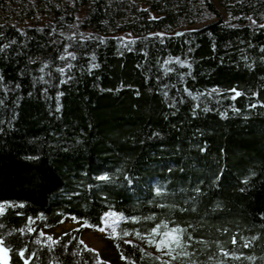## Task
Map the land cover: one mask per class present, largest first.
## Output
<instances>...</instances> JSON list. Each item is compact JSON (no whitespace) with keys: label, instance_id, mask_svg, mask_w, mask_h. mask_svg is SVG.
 Masks as SVG:
<instances>
[{"label":"trees","instance_id":"1","mask_svg":"<svg viewBox=\"0 0 264 264\" xmlns=\"http://www.w3.org/2000/svg\"><path fill=\"white\" fill-rule=\"evenodd\" d=\"M41 1L46 24L0 23L9 264H107L80 229L39 236L107 212L120 235L187 227L201 264H264V0ZM115 243L128 264L163 261Z\"/></svg>","mask_w":264,"mask_h":264},{"label":"rangeland","instance_id":"2","mask_svg":"<svg viewBox=\"0 0 264 264\" xmlns=\"http://www.w3.org/2000/svg\"><path fill=\"white\" fill-rule=\"evenodd\" d=\"M44 1L41 0H6L7 7L0 10V23H18V24H46L49 20L50 12L49 7L42 5ZM108 215L102 217V227L100 229L92 228L83 221H78L73 218L67 217L57 225L44 227L39 230V236L44 238V243L55 242L59 237L72 230L80 229V241L90 251L97 253L99 261L107 264H128L122 258L116 243V238H121L124 243L131 240L132 243H139L146 252L160 257V260L166 261L168 264H173L179 255L177 249L173 252L176 256L172 259L171 256L165 255L167 248L158 249L154 244L149 243L148 239L144 236L127 233V235H120L118 228L127 219L121 214L114 212H107ZM39 219H29L28 229L33 231ZM161 228L163 226L161 225ZM147 233V232H146ZM159 233H157V236ZM51 238V239H50ZM131 243V244H132Z\"/></svg>","mask_w":264,"mask_h":264},{"label":"snow or ice","instance_id":"3","mask_svg":"<svg viewBox=\"0 0 264 264\" xmlns=\"http://www.w3.org/2000/svg\"><path fill=\"white\" fill-rule=\"evenodd\" d=\"M107 178H108L107 174H104V176L101 177V179H107ZM197 191H199V189H197ZM157 192L159 193L160 189H157ZM217 206H219V204ZM181 211H183V209H181ZM105 215H108V213H105ZM129 219L133 221H136L139 219L154 220L155 214H152L149 217H143V218L132 216ZM161 225H163V228H161ZM224 230L227 231V229H224ZM157 233H159L158 236H157ZM124 234L127 235V232L125 231ZM137 235L146 237L149 243L154 244L158 249L166 247L167 252H165L164 254L171 256L172 259L176 258V256L173 255V252H175L177 249H183L187 245V243L191 239L194 238L192 233L188 231L187 227L182 228L178 224L174 226H170L169 223L165 220H161L159 224H155L153 227L149 229L147 233L138 232ZM232 242L233 244L236 243V237H233ZM127 243L131 244L132 241L129 240L127 241ZM245 247H247V245H245ZM220 251L223 253L224 256H229V255H232L233 257L236 256L235 252H230L229 250L223 247L220 248ZM23 252H24V249H21V253ZM193 255L194 253H191L188 251H183V250L179 251V256L186 257L188 259L189 264H201V262L198 259L192 258ZM240 255H242V253ZM122 258H128V257H122ZM155 259L160 260V257H155ZM249 259H251V257H249ZM132 264H135V261H132ZM161 264H164V262L162 261ZM215 264H226V262L221 259V260H216Z\"/></svg>","mask_w":264,"mask_h":264},{"label":"water","instance_id":"4","mask_svg":"<svg viewBox=\"0 0 264 264\" xmlns=\"http://www.w3.org/2000/svg\"><path fill=\"white\" fill-rule=\"evenodd\" d=\"M0 262L3 264H9V255L7 252V248L0 241Z\"/></svg>","mask_w":264,"mask_h":264}]
</instances>
